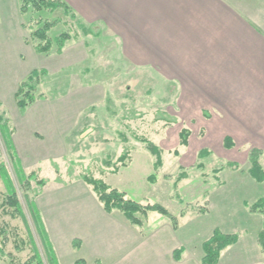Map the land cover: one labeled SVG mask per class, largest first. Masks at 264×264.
<instances>
[{"label":"rangeland","instance_id":"1","mask_svg":"<svg viewBox=\"0 0 264 264\" xmlns=\"http://www.w3.org/2000/svg\"><path fill=\"white\" fill-rule=\"evenodd\" d=\"M61 1L73 17L62 8L21 14L18 0H0V115L14 149L6 148L0 134V163L23 213L4 204L7 193L0 178V227L5 237L0 264H23L32 257L31 239L47 264L27 201L35 203L55 256L59 252L65 258L60 264L78 257L74 243L81 236L102 234L98 231L106 224L94 206L95 201L101 203L85 178L100 179L127 199L164 207L176 218V228L169 218L151 211L143 225L133 229L150 235L164 224L178 229L184 257L200 262L203 243L216 230L237 236L221 250L217 264L253 262L254 250L260 249L257 235L264 229V211L249 209L264 197V185L249 173L254 149L239 144L237 115L222 114L223 99L195 89L205 85L204 75L190 80L185 56L179 58L181 66L172 64L169 54L171 59L164 60L165 51L157 50L154 35L143 34L149 32L144 13L148 6L156 8L157 13L147 14V22L166 30L169 38L178 29L182 38L188 30L173 19L165 21L170 8L164 4L167 11L160 10L157 0H138L129 28L122 16L129 6L126 1ZM39 19L55 22L49 38L69 34L60 53L55 48L35 51L30 33L39 27ZM34 69L42 70L30 81L34 101L21 111L14 93ZM176 76L179 82L173 81ZM182 128L190 131L184 144L178 136ZM225 135L232 137L231 147L224 145ZM141 138L161 151L156 171V158ZM124 152L126 159L117 161ZM15 156L25 175H36L28 186L17 179ZM181 173L185 177L176 183ZM37 179H43L44 186L37 185ZM86 214L97 217L95 228L86 223ZM105 232L112 239L117 236L113 227ZM82 249L89 252L86 245Z\"/></svg>","mask_w":264,"mask_h":264},{"label":"crops","instance_id":"2","mask_svg":"<svg viewBox=\"0 0 264 264\" xmlns=\"http://www.w3.org/2000/svg\"><path fill=\"white\" fill-rule=\"evenodd\" d=\"M109 1V4L128 2L122 16L126 18L124 25L129 28L133 21L130 17L135 16L139 1ZM158 1L160 10L167 11L164 4L170 8L165 21L173 19L188 32L181 38L179 29L176 30V35H170L171 39L176 37V41L169 42L166 30L155 29L152 22H147V14L158 12L148 6L143 20L149 32L143 34L154 35L159 42L157 50L165 51L164 60L169 61L173 56L172 64L181 66L179 58L185 56L191 68L190 80L195 74L204 75L205 85L195 89L207 91L208 97L223 99L222 114L237 115L239 144L259 152L258 162L264 171V0H157V4ZM108 3H104L106 7ZM170 72L178 75L177 71ZM176 79L179 82L177 76L173 81ZM261 183L264 185V180ZM100 205L95 201L94 206L99 209L97 217L103 218V225L106 224L98 231L102 234H96L95 230L92 235L96 236L86 239L81 236L76 247L78 257L71 264L78 261L83 264H201V261L184 257L186 250L180 247L178 229L164 224L152 235L151 232L140 234L118 212L107 214L101 211ZM86 215L89 225L97 219ZM94 223L90 227H94ZM111 227L117 235L114 240L105 232ZM85 245L89 252L83 251ZM177 250L181 252L178 258L174 256ZM253 253L257 258L248 264H264L261 248ZM56 259L60 264L65 258L58 252Z\"/></svg>","mask_w":264,"mask_h":264},{"label":"trees","instance_id":"3","mask_svg":"<svg viewBox=\"0 0 264 264\" xmlns=\"http://www.w3.org/2000/svg\"><path fill=\"white\" fill-rule=\"evenodd\" d=\"M19 3V12L21 14L27 13L29 10L35 12L41 11H49L53 12L58 8H62L64 14H69L72 17L71 8L67 3L61 0H18ZM39 27L32 30L30 33V38L34 42L35 51L38 53H46L50 49L55 48L57 53H60L65 42L69 39V34L67 32H61L58 36L54 38H49L47 32L52 28L55 24L54 21H49L45 19H39L38 21ZM83 32H86L87 29L83 24H79ZM42 70L34 69L29 74L27 81L21 83L17 90L14 93L16 98L17 107L23 111L29 104L34 101V95L32 94V90L34 88V84H30L33 79L37 78L39 72ZM0 134L4 141V144L7 149L14 151L12 140H11V131L3 119L2 115H0ZM179 138L182 143H186L188 137L190 136V131L186 128L180 129ZM141 142L146 144V148L149 150L151 154L155 156L154 170L156 171L161 165V151L157 146L147 141L144 138L140 139ZM224 145L226 147H231L232 139L229 136H226L224 139ZM15 153V152H14ZM251 166L249 168L250 175L257 181L261 182L264 179V172L261 166L258 163V151L253 150L251 153ZM16 157V156H15ZM127 157V152H124L117 161L123 162ZM14 171L17 176L19 183H25L27 186L29 185V181L32 179H36V175L34 172H30L28 175H25L20 164L19 159L16 157L14 159ZM18 164V166H17ZM124 166V165H123ZM116 169H114V172ZM152 177H155L151 175ZM185 174L181 173L178 175L176 183L183 179ZM0 178L3 181L5 190H6V198L4 200V204L8 205L10 208H13L16 212L23 215L20 203L18 201L15 189L12 185V181L9 177V174L6 171L3 163H0ZM89 184H91L92 190L95 192L98 201L102 204V207L105 212L110 213L113 210H119L124 217L129 221L131 225L134 226H142L144 219L147 217L148 212H157L159 214L164 215L169 218L173 227H177L176 218L171 215L164 207L159 204H141L131 199H127L125 193L116 188L110 187L104 181L100 179L94 178H85ZM36 184L39 186H44L45 181L43 179H37ZM27 207L32 217L37 235L41 239V243L43 245V252L46 258L47 264H58L55 253L51 244L48 240V236L46 235L44 226L42 224L39 212L36 208V205L33 201H27ZM252 211H264V197L255 201L250 207ZM264 224V223H263ZM31 239V237H30ZM258 243L260 245L261 250L264 252V229L261 230L257 235ZM237 236L235 234H221L214 231L212 237L203 243V251L204 254L201 258V264H217L219 260V254L222 249L225 247L232 245L236 242ZM4 229L0 227V259L4 255ZM31 243L33 246L34 254L28 260H26L23 264H31V260H35L37 264H44L41 258L39 251L36 249L33 240L31 239ZM75 247H78V241L74 243ZM178 251V250H177ZM181 252H175V257L178 258ZM32 258V259H31ZM83 261H78L75 264H82Z\"/></svg>","mask_w":264,"mask_h":264}]
</instances>
